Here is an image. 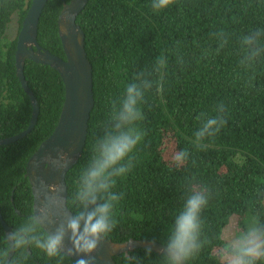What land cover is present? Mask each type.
<instances>
[{"label": "trees", "instance_id": "1", "mask_svg": "<svg viewBox=\"0 0 264 264\" xmlns=\"http://www.w3.org/2000/svg\"><path fill=\"white\" fill-rule=\"evenodd\" d=\"M30 1L0 0V139L25 130L31 117L30 100L16 76L17 36L10 39L6 34L13 17L20 29ZM63 1L69 2L47 1L36 38L42 48L62 59L57 19ZM151 2L88 0L76 18L92 66L94 105L82 154L65 176L67 193L73 192L92 143L102 134L109 102L122 95L134 74L150 69L158 56H166L163 91L150 90L142 105L144 120L139 126L146 135L133 154L135 167L113 189L124 197L116 208L117 226L107 239L163 244L190 185L198 183L207 185L211 194L201 214L204 246L188 264H224L222 234L231 219L245 227L247 216L259 213L264 222V56L254 66L251 87L246 85L252 72L245 73L238 64L240 38L264 29V0H177L160 13L152 11ZM220 30L229 39L217 54L212 34ZM23 75L39 112L27 136L0 146V213L12 229L31 214L33 197L24 176L26 163L53 132L64 100V87L54 69L25 60ZM220 102L228 110L224 128L206 138L204 147L196 148L197 116L201 112L214 115ZM184 149L189 159L176 168L172 156ZM4 234L0 224V247ZM131 253L142 264H161L157 253L150 257H145V249ZM113 260L128 264L125 254ZM25 264H58V258L49 259L33 248ZM60 264H73V260L66 257Z\"/></svg>", "mask_w": 264, "mask_h": 264}, {"label": "clouds", "instance_id": "2", "mask_svg": "<svg viewBox=\"0 0 264 264\" xmlns=\"http://www.w3.org/2000/svg\"><path fill=\"white\" fill-rule=\"evenodd\" d=\"M176 3L177 0H152L151 8L154 13H160ZM212 35L217 40L218 54L228 44L229 37L223 30ZM262 41L264 29L259 28L243 35L239 41V67L245 73L252 72L247 77L248 87L255 79L254 66L264 56ZM168 63L166 56H158L150 69L134 74L122 95L109 102L102 134L92 143L89 159L78 172L71 195L63 183L49 185L42 178L38 179L31 214L4 234L0 264H25L33 248L49 259L58 258V264L66 257H75L73 264H96L95 253L116 228V208L124 197V193L113 189L117 180L135 167L133 154L146 135L139 126L144 120L142 105L150 90L163 91ZM227 111L220 102L214 115L201 112L197 116L200 123L193 133L196 148L204 147L206 138L215 137L224 128ZM55 152V156L51 153L43 156L37 167L46 164L53 172L63 173L71 165V157L63 149ZM189 155L187 149L175 152L173 165L183 167ZM188 191L167 240L159 249L161 264H188L204 246L201 214L209 203L210 189L207 185L193 183ZM155 243L154 240L147 242L145 257L152 255ZM125 247L128 264H142L141 259L131 253L132 241ZM220 256L224 264H264V222L259 213L250 214L247 227L223 245Z\"/></svg>", "mask_w": 264, "mask_h": 264}, {"label": "water", "instance_id": "3", "mask_svg": "<svg viewBox=\"0 0 264 264\" xmlns=\"http://www.w3.org/2000/svg\"><path fill=\"white\" fill-rule=\"evenodd\" d=\"M48 0H31L16 37L15 68L16 76L31 104V117L27 128L20 133L0 139V146L14 143L27 136L34 128L38 116V104L24 79L23 68L25 60L49 66L60 76L64 87V100L53 132L38 146L26 163L24 176L28 179L34 199V188L38 179L47 184H65L66 173L77 163L82 154L87 135V123L93 109L92 66L84 49V33L76 24L77 16L83 11L88 0H69L62 2V8L57 19V33L64 54V59L51 54L37 43V26L42 10ZM63 149L72 160L71 165L63 173H55L45 164L37 167V162L45 155H56V149ZM67 189V188H66ZM18 215L19 212L15 211ZM0 224L7 233L12 230L0 213ZM49 231L51 229H48ZM132 241L131 251L145 249L149 240L129 239L125 242H112L108 239L98 249L96 264H115V256L125 254L126 245ZM162 244L155 243L152 252L159 254ZM72 260L75 257L70 258Z\"/></svg>", "mask_w": 264, "mask_h": 264}, {"label": "rangeland", "instance_id": "4", "mask_svg": "<svg viewBox=\"0 0 264 264\" xmlns=\"http://www.w3.org/2000/svg\"><path fill=\"white\" fill-rule=\"evenodd\" d=\"M18 31L19 30H18V24H17L16 18L13 17L12 20L10 21L8 27H7L6 34H7L8 38L13 39L17 36ZM249 217L250 216H247V218L244 221L245 227L244 226L243 227L238 226L236 220L231 219V221L228 223V225L224 228L223 234H222V237L226 241V243L229 241V239L231 237L238 234L239 230L245 229L247 227Z\"/></svg>", "mask_w": 264, "mask_h": 264}]
</instances>
